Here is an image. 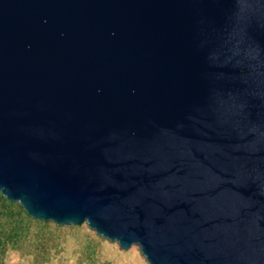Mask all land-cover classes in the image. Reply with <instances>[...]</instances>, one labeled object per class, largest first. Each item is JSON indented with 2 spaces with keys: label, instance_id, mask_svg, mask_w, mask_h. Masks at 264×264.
Segmentation results:
<instances>
[{
  "label": "water",
  "instance_id": "1",
  "mask_svg": "<svg viewBox=\"0 0 264 264\" xmlns=\"http://www.w3.org/2000/svg\"><path fill=\"white\" fill-rule=\"evenodd\" d=\"M0 196L146 264H264V0H0Z\"/></svg>",
  "mask_w": 264,
  "mask_h": 264
},
{
  "label": "trees",
  "instance_id": "2",
  "mask_svg": "<svg viewBox=\"0 0 264 264\" xmlns=\"http://www.w3.org/2000/svg\"><path fill=\"white\" fill-rule=\"evenodd\" d=\"M79 231L85 238L79 248L81 256L93 264L97 245L102 239L85 224L65 227L31 219L17 204L7 203L0 196V264H3L6 253L11 251L30 256V264H48L50 251L60 250L65 235Z\"/></svg>",
  "mask_w": 264,
  "mask_h": 264
},
{
  "label": "rangeland",
  "instance_id": "3",
  "mask_svg": "<svg viewBox=\"0 0 264 264\" xmlns=\"http://www.w3.org/2000/svg\"><path fill=\"white\" fill-rule=\"evenodd\" d=\"M88 229V228H87ZM83 232L65 235L59 251L51 250L48 264H89L79 251L85 238ZM95 235V234H94ZM93 264H146L135 246L119 250L117 245L102 239L97 245ZM30 256H21L17 252H7L3 264H30Z\"/></svg>",
  "mask_w": 264,
  "mask_h": 264
}]
</instances>
